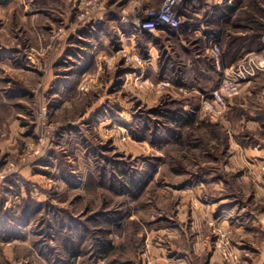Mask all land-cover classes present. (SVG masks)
I'll return each mask as SVG.
<instances>
[{"label": "rangeland", "instance_id": "rangeland-1", "mask_svg": "<svg viewBox=\"0 0 264 264\" xmlns=\"http://www.w3.org/2000/svg\"><path fill=\"white\" fill-rule=\"evenodd\" d=\"M217 1L196 0L176 31H137L121 43V18L133 24L141 12L128 16L127 0H108L93 34L88 24L71 29L86 55L73 48L75 58L57 61L50 79L43 68L26 74L20 60L3 61L16 50L31 65L24 53L35 44L19 24L20 0H0V209L4 202L18 214L30 201L37 211L27 224L4 220L0 264H264V71L243 84L250 97L238 99L242 111L217 120L199 113L194 80L187 89L176 82L186 59H209L200 35H222V62L235 63L226 60L227 42L245 29L230 23L248 9L257 14L261 0ZM224 5L234 6L226 23ZM249 35L262 47L241 59L264 60V30ZM151 48L154 66L146 63L147 82L138 84L141 70L128 58L147 61ZM162 80L170 86L158 89ZM183 98L193 123L160 143L151 119Z\"/></svg>", "mask_w": 264, "mask_h": 264}, {"label": "built area", "instance_id": "built-area-1", "mask_svg": "<svg viewBox=\"0 0 264 264\" xmlns=\"http://www.w3.org/2000/svg\"><path fill=\"white\" fill-rule=\"evenodd\" d=\"M195 1L162 0L158 6L145 9L141 13L140 18L133 22L132 28L138 32L149 34H155L165 29L176 31L186 22V13L195 5ZM107 2L108 0H76L73 21L56 28L52 34V39L59 40L72 27L85 25L99 18L106 10ZM192 27L190 25L188 29H192ZM200 29V27L196 29L198 30L195 31L197 35H200ZM200 37L202 50L212 61L213 67L218 73V83L214 89L199 94L198 111L211 120H217L228 111L233 98L240 95L243 84L248 82L249 78L254 76L257 71L264 70V64H262V60L247 55L243 59L225 66L222 62V35L209 33L200 35ZM128 59L141 70L135 81L138 80V84L146 83L147 79H142V77L147 61L139 55L130 56ZM169 86L170 82L168 80H162L157 84L158 89H164ZM179 90H183V88ZM38 153L39 148L35 151V154Z\"/></svg>", "mask_w": 264, "mask_h": 264}, {"label": "crops", "instance_id": "crops-1", "mask_svg": "<svg viewBox=\"0 0 264 264\" xmlns=\"http://www.w3.org/2000/svg\"><path fill=\"white\" fill-rule=\"evenodd\" d=\"M76 0H20V8L22 11H24L23 17H20L19 24L22 25L24 28V34L27 36V40L34 42V46L30 47L28 52H25L26 54L25 58L27 60L31 61V65L28 63H24L23 56L19 57V53L16 52V50H6L8 52H5V57H4V62L10 61L12 63L15 61L20 60V69L22 73L26 74H42V72L39 70L43 68L45 70L44 74H48L50 79H53L56 77L55 72V63L59 61L62 58H67V57H74L75 54H78L77 56L83 58L85 54L84 48L81 47V50L78 51L77 49L75 50V45L74 41L69 39L72 34H76L77 30H71L69 34L60 40H55L56 43H52L54 41L52 39V34L56 30V28L67 25L70 22L73 21V15H74V4ZM118 1H123V0H118ZM222 0L217 1L215 4L220 5ZM153 2V0H127L126 4L123 5L122 13L125 12L126 15L130 16L132 13L136 14L139 12H143L150 4ZM221 13V12H220ZM134 14H132L134 16ZM218 15L219 12H217ZM123 15V14H122ZM34 17V18H33ZM28 18V19H27ZM133 18V17H132ZM130 18V19H132ZM125 20H120L121 25H123L122 28H124L123 33L120 35V41L121 43L125 40H129L131 42H134L136 40L137 35V30H135L131 24H126L124 23ZM100 23L99 21H93L91 23H88L87 26V31L91 32L92 34L96 30V27H98V24ZM87 25V24H86ZM84 28V27H83ZM173 30L165 29L163 31H160L161 33H171ZM156 32L155 34H152V36H158V33ZM141 33V32H140ZM88 35V34H87ZM25 39V38H24ZM26 40V39H25ZM97 41H101V37L97 39ZM97 42V43H98ZM183 46H185L184 42H181ZM103 45V44H102ZM1 47V46H0ZM96 45H92V48L90 49L91 52L94 51ZM8 48V47H7ZM20 48V47H19ZM74 48L75 54L71 52V50ZM27 50V49H25ZM70 50V51H69ZM153 52L155 50L153 48L150 49L149 51V56L147 57V62L150 63L152 66V61H153ZM87 55H89L90 52H86ZM18 59V60H17ZM50 60V66L47 67L48 60ZM79 62H80V58ZM194 60L198 59V56L194 55ZM47 60V61H46ZM46 61V62H45ZM193 62L191 59L188 58L186 61L183 63L185 65V70L187 73V76L190 77L191 80H194V71H193ZM46 63V65H45ZM262 64H264V60H262ZM154 66V65H153ZM264 70H261V72ZM258 73V71H257ZM195 83L197 82L194 80ZM24 87H29V85L24 83ZM184 88L187 89L185 86ZM191 89V88H190ZM194 90V88H193ZM187 92V91H186ZM242 96L241 100H246V95L249 98L250 97V90L247 89L245 92L241 93L239 96ZM237 96V97H239ZM186 98H183L182 105L181 107L187 111L191 112L194 111L193 107L191 104L188 103V100H184ZM234 104V100L231 101L229 109L232 108ZM9 108V107H8Z\"/></svg>", "mask_w": 264, "mask_h": 264}, {"label": "trees", "instance_id": "trees-1", "mask_svg": "<svg viewBox=\"0 0 264 264\" xmlns=\"http://www.w3.org/2000/svg\"><path fill=\"white\" fill-rule=\"evenodd\" d=\"M236 2V0H235ZM264 0L255 1V5H254V9L257 8V10H255V12L257 14L254 13V11L251 9H248V11L246 10L245 12H243L242 16H238L235 21H233L231 26L236 27L237 29H245L244 34H231L229 41L227 42V46H226V50H225V57L228 63H232V62H236L239 59H241L243 57L244 54V50L251 47V46H255V48L257 50L260 51V48L262 47V44L260 42V40H254L252 37V35H249L252 31H262L264 30V24L263 22H261V20H259L257 15H260V18L264 17V6L263 3ZM258 3V4H257ZM235 4V3H234ZM233 5H224L223 9L224 11L222 12V17L226 16L228 18L225 19V23L229 21V17L230 14H232L233 12ZM236 25V26H235ZM250 31V33H248L247 31ZM255 33V32H253ZM142 35H151L149 33L146 32H141ZM256 35V34H254ZM260 35L258 36V39H260ZM257 36V35H256ZM194 77L197 82L194 83L196 84V87L198 89V91L200 93H206L208 91H210L211 89H213L215 87V85H217L218 83V73L215 71L214 67H213V63L210 59H203V58H198L196 60H194ZM185 66H179L178 69V76L176 77V82L178 85H182V86H190L192 85V83L190 82V77L187 76L186 70H185ZM210 82V83H209ZM197 98H195V103L193 105V107H196L198 105V96H196ZM234 104L232 106L231 109H233L234 111H238L241 112L242 111V107L239 106L238 104V97H234ZM168 105H170V107L167 108H163L160 112H157L159 114H156L157 117H159L161 120L160 121H156V120H152L153 123V128L155 129V134L157 136L158 134V139L160 140L159 142H163L166 140H170L171 137L175 136V139L178 137V127L181 126H185V125H189L192 124L194 121V111L191 112H187L185 110H183V108L181 106H179V101H169L167 102ZM261 121V120H260ZM159 131H161L163 134L159 133ZM161 135V136H160ZM130 185H134L133 182H129ZM135 186V185H134ZM25 202V201H24ZM30 202V201H29ZM28 204L26 205H29ZM26 205L20 207V213H14L11 208H6L4 206V202L2 203L1 209H0V228H2L3 226H6L7 223L4 221L6 218L9 221H12V223H14L16 226L21 225V224H27L28 220L33 217L36 214V210H31L28 209V206L26 207Z\"/></svg>", "mask_w": 264, "mask_h": 264}]
</instances>
